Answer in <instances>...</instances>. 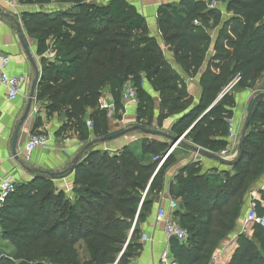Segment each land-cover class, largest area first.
<instances>
[{
	"label": "trees",
	"instance_id": "trees-1",
	"mask_svg": "<svg viewBox=\"0 0 264 264\" xmlns=\"http://www.w3.org/2000/svg\"><path fill=\"white\" fill-rule=\"evenodd\" d=\"M218 1L227 19L217 9H208L209 0H181L157 10L162 44L185 76L196 77L207 62L199 79V102L192 107L185 79L147 34L145 19L123 0H16L19 6L60 7L22 16L40 58L35 98L47 117H63L56 135L72 131L86 144V152L74 163L73 196L57 192L46 174H35L4 200L0 241L12 253L0 248V264H130L142 249L140 227L164 189L176 149L188 142L214 155L226 150L227 121L233 118L235 100L223 90L236 78L235 87L241 90L264 80V0ZM210 22L213 28H208ZM211 46L214 53L207 60ZM144 80L159 98L157 128L180 114L169 135L182 142L157 172L170 149L164 138L142 139L114 154L92 151L91 146L113 135L106 112L99 109L105 88L114 107L112 119L121 120V94L130 83L138 101L136 127L141 131L153 126L156 104L143 90ZM263 173L264 101H259L232 174H202L197 162L180 168L169 185V196L178 203L174 216L187 234L184 243L169 241L175 263H210L215 246L240 216L238 203L228 210L231 200ZM248 224L252 241L240 238L230 264H264V231Z\"/></svg>",
	"mask_w": 264,
	"mask_h": 264
},
{
	"label": "crops",
	"instance_id": "crops-1",
	"mask_svg": "<svg viewBox=\"0 0 264 264\" xmlns=\"http://www.w3.org/2000/svg\"><path fill=\"white\" fill-rule=\"evenodd\" d=\"M91 1L96 2L97 4H106L110 0ZM123 1L130 7L131 10H133L138 15H141L145 19L147 34L156 40L171 68L185 79L187 93L193 99L192 107H196L201 94L199 79L200 75L206 68L207 62L205 61L202 69L196 77L187 78L183 73V70L174 60L172 52H170L167 47L163 46L160 34L157 29V10L159 7L170 4L176 5L181 0ZM199 1L207 2L208 0ZM54 5L55 4L50 7L45 6L42 9L36 6H18L16 9H10L0 2V55L9 56L10 65L8 68V73L11 76H23L26 79L24 94L18 97L14 102H8L6 100L5 90L0 86V175H11L15 180H17V185L31 181L35 174L68 171L74 167L75 159L81 161L85 158L86 144L80 142L72 131H66L57 136L56 132L62 127L64 119L57 114L47 117L46 111L42 108L41 103H36V109L38 110L37 113L29 114L28 118L20 125V120L26 108L31 82L34 78L33 68L31 67L25 51L23 50L19 41L20 35L24 37L29 53L35 61L37 68L41 72L40 58H38L36 54V42L26 34L23 28L22 16L24 14L38 13L43 10L48 12L57 11L60 9L59 5ZM220 7V13L223 19H227L229 15L225 13L223 6ZM214 36L215 35L212 34L213 39ZM213 53V46H211L207 60L213 55ZM142 88L149 96L152 97L156 104V108H158L160 104L158 95L153 92L146 80H144ZM103 93L108 96V88H105ZM249 95L250 93L247 94V92L244 91L241 93L240 98H237L235 94L233 96L235 100V108L233 110L232 120L237 126L239 137L245 119L244 102ZM135 112L136 107H127L123 114H121L120 121L117 118L109 119L107 121L109 134H116L132 127H136ZM155 116L154 120L156 119ZM179 117L180 114L165 119L162 122L164 132L170 134L171 127ZM19 125L20 128L17 134L16 144L17 158H15L11 154V145L15 131ZM112 129H114L113 133L111 131ZM137 132L142 134L141 131ZM32 134L45 135L49 139V147L46 149L38 148L32 158L27 162L24 157L23 149L26 142L28 141V138ZM128 135L129 134L114 141L106 143L99 142L94 146L91 145L92 151L109 152L110 154H114L118 150L134 143L135 138ZM151 139L164 141L161 138L155 137H151ZM226 142V150L216 154V156L222 158L224 162L223 164L202 158L184 149H176L177 146L173 148V151L176 149V163L165 173L164 189L162 193L155 199L151 211L146 215V220L140 227V243L142 245V249L130 264H168L169 260L164 262L162 257L164 253L168 251L170 257L172 258L170 254L169 240H167L164 235L163 224L155 221L156 210L159 206H165L166 200L170 198L169 185L173 182L177 171L187 164H193L197 162L200 163L202 174L207 172H209L210 175H221L222 172H229L232 174V168L238 159L239 138L235 144L230 142L228 138H226ZM73 177L74 175L71 173L59 179V182L62 186L60 190H63L64 186L66 188L68 186L67 184H71L70 181L73 179ZM237 203L241 208L240 216L235 221L233 230L224 238H222L215 246L212 255V259L216 260L215 264H230L234 254L242 244L241 241H239L241 237L252 241V226L246 222V216L248 211L252 208H254L256 212L260 211V213H262L264 210V173L259 179L249 184L244 192L239 193L237 197L231 200L228 210L232 209ZM174 219L179 224L178 217L174 216ZM256 247H258V245H256ZM172 262V264H177L174 262V260Z\"/></svg>",
	"mask_w": 264,
	"mask_h": 264
},
{
	"label": "built area",
	"instance_id": "built-area-1",
	"mask_svg": "<svg viewBox=\"0 0 264 264\" xmlns=\"http://www.w3.org/2000/svg\"><path fill=\"white\" fill-rule=\"evenodd\" d=\"M2 4L10 9H16L19 5L16 0H0ZM218 0H209L208 9L213 10L217 9L220 6ZM194 24H197L194 22ZM10 65V58L6 55H0V86L5 90V97L8 102H14L18 97L24 94V88L26 84V79L23 76L14 77L8 73V67ZM239 78H236L231 84H229L224 90L223 95L230 93L235 85L238 83ZM109 96V97H108ZM106 96L102 93V96L99 101V109L106 112L107 118L111 119L114 115V107L111 101L110 95ZM36 98L32 102V108L30 114L37 113L36 109ZM121 103L124 110L127 107H136L137 98L134 88L130 83H126L123 87L121 94ZM124 112V111H123ZM228 124V140L230 142L237 143L239 138V133L235 122L230 119L227 121ZM87 127L90 129L92 127L90 122H87ZM49 139L42 134H32L28 141L26 142L23 153L25 160L28 162L38 148H48ZM171 151H168L163 158L160 159L157 166L156 172L165 162L166 158L169 156ZM156 160V159H155ZM153 160V161H155ZM17 186V180H15L11 175H0V208L4 200L11 194L14 193ZM178 209L177 201L169 198L166 200L165 206H159L156 210L155 221L162 223L164 226V235L167 240H176L180 243H184L187 239L186 231L183 230L177 221L174 219V213ZM246 222L251 223L260 227L264 231V210L258 215L254 208L250 209L246 216ZM163 261H168V264H172L173 260L170 257L168 251H166L162 257ZM215 259H211L209 264H215Z\"/></svg>",
	"mask_w": 264,
	"mask_h": 264
},
{
	"label": "water",
	"instance_id": "water-1",
	"mask_svg": "<svg viewBox=\"0 0 264 264\" xmlns=\"http://www.w3.org/2000/svg\"><path fill=\"white\" fill-rule=\"evenodd\" d=\"M19 41H20V44H21L23 50L25 51V54L28 58V61L31 65V67L33 68V71H34V78L31 82L30 92L28 95L26 108H25L24 114L20 120V125H21V123H23L28 118V116L30 114V111L32 108V102L35 99V95H36V91H37V88H38L39 83H40L41 75H40V70L37 68L35 61L33 60L31 54L29 53L25 39L22 35L19 36ZM259 101H264V93L258 94L256 97H254L253 100L251 101L250 105H249L248 112H247V115L245 117V120H244V123L242 126V130L240 133V137H239L238 151H240V149H241L242 140H243L245 133H246V130L248 128L251 116L254 113L256 106H257ZM20 125L18 126V128L15 131L14 137L12 139V145H11V154L15 158H17V156H16V154H17L16 153V144H17V134H18ZM137 131H139V129L137 127H132L128 130H124V131L118 132L116 134H113L110 137H107L105 139H101V140H99V142L105 143V142L114 141L118 138L126 136L127 134L137 132ZM141 132L144 136H150V137H155V138H164V139L168 140L170 142V148H175L176 146L181 144L182 139H183V138L173 137L166 132H161V131H157V130L142 129ZM182 148L184 150L190 151L193 154H196L202 158H205L208 160H213V161L218 162L220 164L224 163L222 158H220L219 156H216V155L211 154L209 152L203 151V150H201V149H199V148H197L191 144L182 143ZM77 162H78V160L75 159L74 163H77ZM72 172H73V168L68 170V171L62 172V173H46V176L49 178V180L55 181V180H58V179L65 177L67 174H71Z\"/></svg>",
	"mask_w": 264,
	"mask_h": 264
},
{
	"label": "rangeland",
	"instance_id": "rangeland-1",
	"mask_svg": "<svg viewBox=\"0 0 264 264\" xmlns=\"http://www.w3.org/2000/svg\"><path fill=\"white\" fill-rule=\"evenodd\" d=\"M54 4H56V3H54ZM50 6H53V4L50 5ZM50 6H49V7H50ZM54 6H55V5H54ZM220 6H221V5H220ZM220 6H219V8L217 9L218 11H220V8H221ZM214 25H215V24H214L213 22H210L209 25H208V28H213ZM212 34L215 35V30H213V31L211 32V35H212ZM263 84H264V80H261V81H257V82H254V83H250V84L248 85V88H247V89L241 90V89H238L237 87H235V88H233V90L231 91L230 94H232L233 96H234V94H235L237 98H240V97H241V96H240L241 93H243L244 91L247 92V94L250 93V95L246 98V101L244 102V103H245V104H244V111H245L244 116H245V117H246V115H247V110H248L249 105H250L251 101L253 100V98L256 97L258 94L264 93V87H263ZM158 115H159V111H158L157 108H156V116H155L156 119H157ZM173 116H174V115H173ZM245 117H244V118H245ZM156 119L153 120V126L150 127V129H153V130L158 129L159 131L164 132L163 127H162L163 123L161 124V128H157V127H156V124H157ZM244 120H245V119H244ZM111 131H112V133H113L114 129H112ZM128 136H132L133 138H135L134 143H136L137 141L142 140V139H151V137H148V136L146 137V136H144L143 134H141L140 132H135V133L129 134ZM136 138H137V139H136ZM105 143H106V142H105ZM186 144H189V143L187 142ZM169 151H173V148H170ZM106 153L110 154L109 152H106ZM111 154H112V153H111ZM62 172H63V171H62ZM62 172H58V173H62ZM43 175H45V173H44ZM45 176H46V175H45ZM46 177H47V176H46ZM73 180H74V177H73V179L70 181L71 184H67L68 186H67L66 188H65V186H64V189H63V190H64V192H65L67 195H72L71 192H70V190H71V188H72ZM52 182H53V185H54V189H55L57 192H59L60 188L62 187L61 184H60V182H59V179H58V180H55V181H52ZM72 196H73V195H72ZM0 248L3 249V251L5 252V254H11L12 249L9 247V245H8L7 243H4V242L0 241ZM79 255H80V254H79ZM81 255H82V254H81Z\"/></svg>",
	"mask_w": 264,
	"mask_h": 264
},
{
	"label": "bare ground",
	"instance_id": "bare-ground-1",
	"mask_svg": "<svg viewBox=\"0 0 264 264\" xmlns=\"http://www.w3.org/2000/svg\"><path fill=\"white\" fill-rule=\"evenodd\" d=\"M9 68V67H8Z\"/></svg>",
	"mask_w": 264,
	"mask_h": 264
}]
</instances>
